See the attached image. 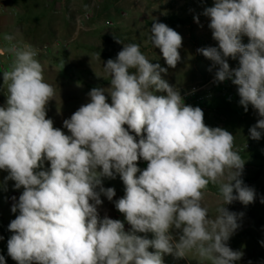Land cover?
I'll list each match as a JSON object with an SVG mask.
<instances>
[{
  "label": "clouds",
  "instance_id": "9594fccd",
  "mask_svg": "<svg viewBox=\"0 0 264 264\" xmlns=\"http://www.w3.org/2000/svg\"><path fill=\"white\" fill-rule=\"evenodd\" d=\"M203 15L217 46L197 51L217 66L215 81L231 80L244 110L251 105L257 112L249 134L259 140L264 0H214ZM194 20L199 24V17ZM4 39L9 44L0 47V57L11 61L2 71L7 101L0 107V170L8 173L5 182L23 188L11 207L18 215L8 225L13 235L7 251L17 264H164L165 255L180 259L190 252L208 264L242 258L227 243L239 225L225 205L255 199L241 179L244 159L232 133L207 126L202 109L185 104L180 90L162 78L167 68L151 63L138 44L116 38L123 48L103 64L110 87L90 90L89 102L63 121L70 133L65 134L46 118L56 89L44 78L38 50L14 43L12 35ZM150 41L168 67L181 61L183 38L165 23L153 21ZM229 57L238 58L239 67L230 68ZM141 159L147 162L143 170ZM45 161L50 167L43 170ZM117 174L125 194L115 208L131 226L128 231L124 222L101 218L97 209L101 194L109 201L116 194L103 187L102 178ZM210 184L220 197L214 217L204 204Z\"/></svg>",
  "mask_w": 264,
  "mask_h": 264
},
{
  "label": "rangeland",
  "instance_id": "374dc122",
  "mask_svg": "<svg viewBox=\"0 0 264 264\" xmlns=\"http://www.w3.org/2000/svg\"><path fill=\"white\" fill-rule=\"evenodd\" d=\"M213 5L214 0H0V16H6L10 35L19 44L27 43L38 50L44 78L56 89L54 99L46 106V118L60 114L68 119L75 112L71 107L79 108L89 102L91 89L110 87V77L103 64L108 59L114 60L123 44H138L150 62L156 63L162 53L159 48H153L150 41L153 21L165 23L184 40L191 35L190 26L196 22L194 17H199L200 22L204 10ZM116 38L123 44L117 43ZM7 64L5 61L4 66ZM224 82L229 83L230 88L235 86L234 91L225 88L224 92L216 94L213 85L217 82L213 79L205 90L193 91L195 98L190 105L204 111L207 126L223 128L235 137V150L244 159L241 179L255 191V199L247 205L238 200L225 205L228 211L237 214L239 225L227 243L243 253L234 264H264V244L261 243L264 241V203L261 202L264 200V135L259 140L250 138L249 129L259 116L251 105L247 111L240 105L237 86L231 80ZM215 95L223 100L219 108L202 104ZM199 98L202 101H198ZM108 102H111L110 97ZM43 170H46L44 164ZM7 175L0 170V255L5 258V264H17L8 255L7 241L13 235L8 225L18 215V212L12 213L10 199L18 190L14 188V181L5 182ZM102 185L115 190L125 188L118 174L114 179L102 178ZM204 204L214 217L220 206L216 186L209 185ZM186 258L190 264H208L200 261L194 252L188 253Z\"/></svg>",
  "mask_w": 264,
  "mask_h": 264
},
{
  "label": "crops",
  "instance_id": "0c3cea01",
  "mask_svg": "<svg viewBox=\"0 0 264 264\" xmlns=\"http://www.w3.org/2000/svg\"><path fill=\"white\" fill-rule=\"evenodd\" d=\"M210 23V19L204 16L199 24L193 22L190 26V32L186 39L182 41V47L179 49L181 61L178 62L175 68L168 67L163 56L160 58H156V63H159L161 67L167 68V73H162V78L165 79L170 85L177 87L180 90L182 97L184 98V102L187 105H190L191 102L194 101V96L192 93L195 89L209 87L213 83V79H215V72L217 70V66H213V62L209 59L205 58L201 53L197 50L200 48H205L209 46H217V41L212 38V31L208 27ZM11 27L6 20V16H0V39H3L6 35H10ZM249 38L245 35L242 36V43L247 44ZM14 43H18V41L14 38ZM9 43H3L1 41L0 47H7ZM2 58V57H0ZM158 60H160L158 62ZM230 68H235L238 66L239 60L227 58ZM211 69V71L209 70ZM220 82V84L215 83L213 91L216 94H219V91L224 92V89L233 92L235 86L230 88L229 83ZM2 86H3V74L0 71V107L6 106L7 97H4L2 94ZM201 90V89H200ZM204 91L201 92L203 94ZM158 95H166V93L160 92ZM220 101H223L220 98H217L215 95L213 98L202 103L205 107L209 108L210 106L213 108H219ZM50 102V101H49ZM201 104V105H202ZM74 108L75 111L78 110L77 107ZM209 110V109H208ZM205 110V111H208ZM204 112V111H203ZM52 120L54 122V127L60 128L65 134H70L66 132L63 128V119L60 114L52 116ZM127 127V126H125ZM44 166L46 169L50 167V163L48 161L44 162ZM138 167L142 170L147 167V162L144 160L138 161ZM125 189V188H124ZM124 189L115 190V196L111 201L107 199L103 194H101L100 199L103 203L97 206L99 216L103 218L104 216H108L112 219H119L125 224V230L128 231L130 229V225L126 222L123 214H121L115 208V201L122 198L125 194ZM18 191L14 194L10 199V204L13 205L16 201H18L19 196L22 194L23 188L17 189ZM15 197L14 201L12 198ZM147 235L149 239L153 238L151 233L148 234H140ZM152 251V249H149Z\"/></svg>",
  "mask_w": 264,
  "mask_h": 264
},
{
  "label": "built area",
  "instance_id": "2783aa9c",
  "mask_svg": "<svg viewBox=\"0 0 264 264\" xmlns=\"http://www.w3.org/2000/svg\"><path fill=\"white\" fill-rule=\"evenodd\" d=\"M1 41L3 43H9L4 38L0 39V43H1ZM38 54H39V52H38ZM37 59H38V56H37ZM5 61L8 62L7 67L4 66ZM10 61H11V57L9 55H5L4 57L0 58V71L1 72L8 68V66L10 64ZM2 94H3L4 97H7V87H6V85L2 86ZM198 101H202V98H199ZM163 259H164V264H190V262L187 260V258L177 259V258L173 257L172 255H165L163 257Z\"/></svg>",
  "mask_w": 264,
  "mask_h": 264
}]
</instances>
